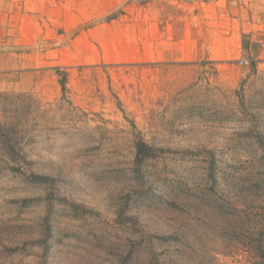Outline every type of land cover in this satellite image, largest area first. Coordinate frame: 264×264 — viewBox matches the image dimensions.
Wrapping results in <instances>:
<instances>
[{"label": "rangeland", "instance_id": "rangeland-1", "mask_svg": "<svg viewBox=\"0 0 264 264\" xmlns=\"http://www.w3.org/2000/svg\"><path fill=\"white\" fill-rule=\"evenodd\" d=\"M193 11L0 6V264H264V50Z\"/></svg>", "mask_w": 264, "mask_h": 264}, {"label": "crops", "instance_id": "crops-1", "mask_svg": "<svg viewBox=\"0 0 264 264\" xmlns=\"http://www.w3.org/2000/svg\"><path fill=\"white\" fill-rule=\"evenodd\" d=\"M8 0H0V6ZM40 0H35L38 3ZM171 2L179 1L181 8H190V15H183L187 20L195 24L207 22V12H209L210 21L219 18V14L225 17L224 32L237 33L244 38V34H249L250 44L260 43L264 50V0H170ZM214 15V16H213ZM220 15V16H221ZM205 18V19H204ZM235 26H237L235 28ZM199 28V27H196ZM229 38L230 36H225Z\"/></svg>", "mask_w": 264, "mask_h": 264}, {"label": "trees", "instance_id": "trees-1", "mask_svg": "<svg viewBox=\"0 0 264 264\" xmlns=\"http://www.w3.org/2000/svg\"><path fill=\"white\" fill-rule=\"evenodd\" d=\"M143 148L146 149V145H145L143 142L138 143V144L136 145V150H137L138 153L143 152V151H141V149L143 150Z\"/></svg>", "mask_w": 264, "mask_h": 264}, {"label": "built area", "instance_id": "built-area-1", "mask_svg": "<svg viewBox=\"0 0 264 264\" xmlns=\"http://www.w3.org/2000/svg\"><path fill=\"white\" fill-rule=\"evenodd\" d=\"M243 62H245V60H243Z\"/></svg>", "mask_w": 264, "mask_h": 264}]
</instances>
